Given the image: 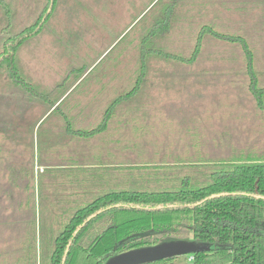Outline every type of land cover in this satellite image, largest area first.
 Segmentation results:
<instances>
[{
	"label": "rangeland",
	"instance_id": "1",
	"mask_svg": "<svg viewBox=\"0 0 264 264\" xmlns=\"http://www.w3.org/2000/svg\"><path fill=\"white\" fill-rule=\"evenodd\" d=\"M156 1L55 0L48 8L49 0H8L12 10L10 34L36 22L42 10L48 8L49 17L39 32L19 49L20 72L34 86L41 87L45 83L58 84L71 66L79 68L95 62L99 65L92 75H98L105 73L103 69L108 64H116L122 68L121 80L117 82H121V93H124L134 86L139 37L145 35L146 27L173 9L170 32L162 41V49L188 55L203 25H211L222 34L240 35L253 51L255 67L264 85V0H177L171 8L174 0H161L152 8ZM2 25L0 9V27ZM127 32L125 41H120ZM2 42L0 40V51ZM148 63L149 72L142 90L154 92L145 102L146 108L169 114V119L163 121L167 123L166 132L177 144L172 145L174 149L170 151H123L121 159H133L138 165L202 164L240 154L264 159V111L256 107L248 91L239 45L205 36L201 54L192 64L166 63L160 59H150ZM77 77L70 80L76 81ZM85 87L81 83L69 96L68 110L73 127L97 125L109 102L98 100L95 87ZM22 95L21 89L0 71V241L8 233L9 224L19 222L16 205L26 192L25 181L32 182L37 207L40 163H48L51 158L60 160L65 146L61 121L52 117L37 129L46 105L30 104ZM53 95L55 98L59 94L55 91ZM81 112L93 117L87 119V123L85 119H76L83 116ZM147 129H153L151 133L161 132V126L153 123L144 131ZM49 130H52L51 136ZM64 153L62 158L67 156ZM114 158L119 157L116 154ZM55 192L58 193V187L49 191L51 195ZM178 236L188 239L192 235L182 230ZM171 237L177 236L156 235L150 240H174ZM191 249L173 246L128 251L119 254L111 264L163 254H178L172 264H191L188 258Z\"/></svg>",
	"mask_w": 264,
	"mask_h": 264
},
{
	"label": "trees",
	"instance_id": "2",
	"mask_svg": "<svg viewBox=\"0 0 264 264\" xmlns=\"http://www.w3.org/2000/svg\"><path fill=\"white\" fill-rule=\"evenodd\" d=\"M54 2L49 0L48 8ZM176 3L174 0L170 8ZM48 8L42 10L36 22L10 34L11 4L0 0V71L29 101L44 102L48 109L60 110L55 106L57 99L54 101L36 89L17 65L19 49L39 32L49 17ZM172 10L139 38L134 86L106 106L100 122L91 128H73L69 120H63L76 142L102 133L113 112L133 109L130 100L145 84L148 60L192 64L201 54L205 36L240 46L248 91L256 107L264 111V85L246 39L203 25L188 55L164 50L161 45L170 32ZM127 34L120 41H125ZM65 83L66 80L57 87L69 88ZM82 156L90 158L87 153ZM95 158L93 166L79 162L78 166L39 171L37 207L32 182L25 181L26 192L16 205L19 222L9 224L8 233L0 241V264H105L121 253L156 246L159 240L151 241L153 236L180 238L182 230L190 233L192 241L200 246L190 255L191 264H264V159L240 154L202 164L105 168L98 163L105 157L100 153ZM19 171L25 173L21 168ZM46 178L49 181L44 182ZM57 187L58 193L51 195L49 191ZM177 256L137 264H172Z\"/></svg>",
	"mask_w": 264,
	"mask_h": 264
},
{
	"label": "crops",
	"instance_id": "3",
	"mask_svg": "<svg viewBox=\"0 0 264 264\" xmlns=\"http://www.w3.org/2000/svg\"><path fill=\"white\" fill-rule=\"evenodd\" d=\"M151 4L147 5L145 10ZM151 26L152 25L146 27L145 32L148 31ZM142 36H140L139 38H141ZM100 56L98 57V59L100 58ZM97 65L99 64L93 62L91 65L80 66L79 68H74L73 66H71L68 68L69 70H67L68 72L63 76V78H61L58 81V84L56 82L55 84L45 83L41 87L35 86L36 89H38L44 94L49 95L54 101H56L57 99V101L55 102V106H59L60 110H54V107H50V109H48L47 103L40 101H29V99H27L25 96L22 95L23 98L30 104L37 103V104L46 105L47 109L45 114L40 118V120L36 124L37 129H39L40 126L47 119H50L52 117H55V119H59L61 121L60 131L61 134L63 135L62 144L65 145L64 148L61 149V154L65 155L64 153L65 151L67 156L62 158L61 155L60 160L59 158L56 159L51 158L52 161H49L48 163H40L41 166L40 171H42V169L44 168H59V167L63 168L62 165H64V167H68V166L73 167L74 165L72 164H77L78 166L79 162H83L85 164L89 163L90 166H93L94 164H91V162L97 161V158L94 159V155H98L100 153L105 158H102L98 163H100L102 167L105 168H116L123 165H137L136 161H132L133 159H121L120 158L121 152L123 151L132 152L138 150L141 151L169 150L170 151L174 149L172 145L177 144L176 140L171 139V134H168L166 132L165 126L167 125V123L163 121L169 119V114H167L164 111H159L152 108L149 109L148 107L146 108L145 102H148V100H150L149 99V97H151L150 93H153L154 90L150 89L149 91L147 89L144 91V89L142 90V88L130 100L133 109L119 110V111L117 110L113 112L114 115L110 119L106 129L98 136H94L87 140L77 141V142L75 141L74 138L70 137L68 131L66 130V122L63 120L66 119L69 120L70 127H73L71 121L72 116L70 115V112L68 110V106H69L68 101H69V96L73 94L74 92L73 89L75 88V85L78 84V82L83 81L82 83L83 87L85 86L88 87V85L91 87H95L97 91L96 93L98 95V100L109 101L107 105H109V103L118 95L122 94L120 89L121 82L119 83L117 82L121 80L122 68H119L120 66L116 64L113 65L108 64L107 67L103 69V72L105 73L92 75V72H94V69L96 68ZM78 70H82V72L80 74L79 73L77 74ZM125 70L134 71L135 68L133 69L126 68ZM137 70H138V66H137ZM73 76L76 77L78 76L76 81L70 80V78ZM51 77L54 78L53 76ZM64 80H66L65 86L66 87L70 86V87L61 90L60 88L63 87H57V86ZM51 81H53V79H51ZM111 82L113 84H111ZM68 83L71 85H69ZM153 88H156V86H154ZM55 91L58 94L61 92L62 93L61 97L54 98L53 94ZM104 110L102 112V116ZM83 113L84 112H81V115ZM85 113L86 114H83V116L77 117L76 119L79 118L80 120L85 119L87 123L89 121V120L87 121V119L92 118L93 116L87 115L88 112ZM152 123L155 124V126L157 125V127L161 126V132L157 130L158 134L155 132L151 133V131H154L153 129H147L144 131V129L147 128V126H151ZM48 134L51 136L53 134L52 130H49ZM83 150H86L87 152ZM85 153H87V156H89L90 158L83 157L82 155ZM116 154L119 157L118 159L114 158ZM54 156L56 155L54 154ZM58 164H60V166ZM177 164H181V163H177ZM45 165H49V166H45ZM169 165H175V164L171 163ZM174 240H192V238L191 237L188 239L177 238ZM162 242L164 241L158 242L157 245Z\"/></svg>",
	"mask_w": 264,
	"mask_h": 264
},
{
	"label": "water",
	"instance_id": "4",
	"mask_svg": "<svg viewBox=\"0 0 264 264\" xmlns=\"http://www.w3.org/2000/svg\"><path fill=\"white\" fill-rule=\"evenodd\" d=\"M173 246L191 247L192 248L191 252L195 251L196 248L200 247L199 245H196L192 240H170V241H164V242H162L156 246H153V247H145V248H141V249H137V250H133V251H140V250L152 251V249H155V248L173 247ZM174 255H178V254H174ZM118 256L119 255L110 258L105 264H111L113 261H115L118 258ZM167 256H170V255L163 254V255H158L156 257L155 256H147V257L144 256V257H140V258H134L132 261H129V262L124 263V264L144 263V262L160 259V258L167 257Z\"/></svg>",
	"mask_w": 264,
	"mask_h": 264
},
{
	"label": "built area",
	"instance_id": "5",
	"mask_svg": "<svg viewBox=\"0 0 264 264\" xmlns=\"http://www.w3.org/2000/svg\"><path fill=\"white\" fill-rule=\"evenodd\" d=\"M193 257L192 256H189V260L192 261Z\"/></svg>",
	"mask_w": 264,
	"mask_h": 264
}]
</instances>
